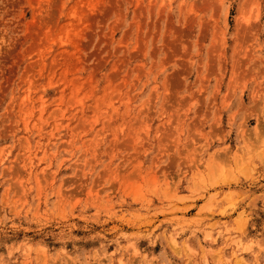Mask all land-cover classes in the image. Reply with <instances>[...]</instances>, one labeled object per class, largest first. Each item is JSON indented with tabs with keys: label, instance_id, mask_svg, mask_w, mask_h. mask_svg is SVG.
Here are the masks:
<instances>
[{
	"label": "rangeland",
	"instance_id": "374dc122",
	"mask_svg": "<svg viewBox=\"0 0 264 264\" xmlns=\"http://www.w3.org/2000/svg\"><path fill=\"white\" fill-rule=\"evenodd\" d=\"M0 264H264V0H0Z\"/></svg>",
	"mask_w": 264,
	"mask_h": 264
}]
</instances>
